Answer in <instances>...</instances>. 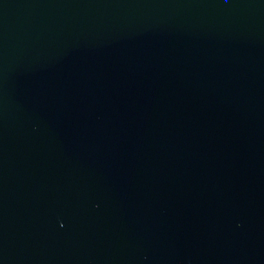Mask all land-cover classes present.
Listing matches in <instances>:
<instances>
[{
	"label": "water",
	"instance_id": "1",
	"mask_svg": "<svg viewBox=\"0 0 264 264\" xmlns=\"http://www.w3.org/2000/svg\"><path fill=\"white\" fill-rule=\"evenodd\" d=\"M0 264H264V0H0Z\"/></svg>",
	"mask_w": 264,
	"mask_h": 264
}]
</instances>
